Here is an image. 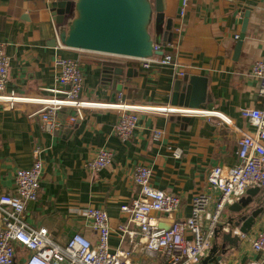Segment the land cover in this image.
Here are the masks:
<instances>
[{
    "label": "crops",
    "instance_id": "crops-1",
    "mask_svg": "<svg viewBox=\"0 0 264 264\" xmlns=\"http://www.w3.org/2000/svg\"><path fill=\"white\" fill-rule=\"evenodd\" d=\"M55 1L0 0V42L6 44L11 59L8 93L26 98H64L62 91L67 87L57 81L59 70L54 65L55 57L60 55L80 61L85 78L84 99L168 107L174 113H142L138 127L123 142L115 133L119 118L116 109H83L80 118L70 125L67 120L77 116V110L63 108L64 125L50 134L40 127L41 104L0 103V194L14 190L16 171L32 167L34 150L39 148L43 159L40 197L27 206L26 221L35 229L47 228L58 244L64 245L77 233L96 241L84 213L94 206L108 213L114 230L111 246L118 247L121 240L117 227L127 219L121 205L136 196L133 173L138 165L152 167L155 188L183 200L177 214L156 215L160 226L168 228L174 219L189 216L191 200L198 193L212 194L213 209L218 192L210 190L208 172L213 166H233L238 162L240 137L255 130L242 116V110L264 105L260 82L251 75L253 63L264 58V0H188L182 16V0H166L167 17L174 19L172 38L178 46L175 59L185 72L182 78L172 66L144 69L138 62L126 64L128 61L122 57L59 49L54 43L56 22L51 6ZM175 28H180L179 34ZM243 31L241 52L236 57L235 47ZM108 67L124 70L116 88L104 76ZM191 75L208 80V100L200 109H190L180 102ZM175 93L179 94L176 98ZM155 130H160L161 135L157 136ZM102 147L113 150L114 157L107 168L95 174L85 168V163ZM176 149L181 150L179 158L173 155ZM259 198L260 204L264 203V187L254 201ZM234 215L228 207L223 220L230 221ZM263 220L264 212L249 236L257 233ZM124 245H128L127 240ZM227 248L219 264H250L257 260L264 264V255L253 251L246 242ZM26 257L27 251L18 246V264H23ZM132 260L148 263L143 249L137 246Z\"/></svg>",
    "mask_w": 264,
    "mask_h": 264
},
{
    "label": "built area",
    "instance_id": "built-area-1",
    "mask_svg": "<svg viewBox=\"0 0 264 264\" xmlns=\"http://www.w3.org/2000/svg\"><path fill=\"white\" fill-rule=\"evenodd\" d=\"M182 3L181 16L185 13L188 0H182ZM174 32L179 34L180 28H175ZM238 37L237 35L236 39ZM57 47L64 48L58 42ZM154 48L162 49L164 54L151 59H125L140 63L144 69L156 65L172 66L179 77L185 76V72L180 70V65L175 59L174 52L178 49L175 39L172 38L165 46L155 45ZM10 64L6 44L0 42V103L9 106L21 102L41 104L42 109L38 115L40 127L45 133L54 134L64 125L61 118L63 108L77 110V116L71 115L67 120L70 125L80 118L83 109L118 110L119 118L115 124V133L123 142L129 140L138 127L142 113H174L168 107L132 105L121 100L108 104L84 99L82 95L85 78L80 61L60 55L55 57L54 65L59 70L57 81L67 87L62 91L64 98H26L14 92L8 93ZM251 75L259 80V93L264 97V58L253 63ZM242 116L251 122L255 130L244 132L240 137L238 162L235 165H217L210 168L207 176L210 190L218 192L214 208H211L212 194L198 193L191 200L189 216L174 219L168 228L160 226L156 215L177 214L183 208V200L177 194L155 188L152 167L138 165L133 173V181L137 186L136 196L121 205V211L127 219L117 227L121 242L116 248L111 246L114 230L108 213L94 206L88 207L84 213L96 233L95 242L77 233L61 245L54 242L47 228L35 229L27 223V206L39 199L41 191L42 150L36 148L33 166L18 169L14 176V190L0 194V264H18L16 259L18 246L27 251L23 264H140L132 260L136 246L143 249L147 264H199L212 249L220 228L223 232L232 231L240 237V241L249 244L253 251L264 255V220L253 236L242 233L239 228H233L229 221L223 220L227 208L241 200L248 189L264 187V105L262 108L243 109ZM161 133L160 130H155L157 136ZM173 155L179 158L181 150H173ZM113 157V150L102 147L85 163V168L97 174L112 163ZM126 240L128 245H124ZM250 264L262 262L257 260L251 261Z\"/></svg>",
    "mask_w": 264,
    "mask_h": 264
},
{
    "label": "water",
    "instance_id": "water-1",
    "mask_svg": "<svg viewBox=\"0 0 264 264\" xmlns=\"http://www.w3.org/2000/svg\"><path fill=\"white\" fill-rule=\"evenodd\" d=\"M56 22V38L64 48L108 54L122 58L151 59L162 56V49L172 39L174 19L167 17L166 0H56L52 4ZM241 33L235 47L238 57L244 39ZM124 74L123 68L108 67L105 78L116 88ZM185 96L180 102L190 109H200L208 100V80L191 75ZM179 94L175 93V98ZM260 187L248 189V196L229 206L236 215L229 223L248 234L257 218L264 212L261 198L254 197ZM217 240L199 264H219L228 253L227 246H238L240 237L231 232L218 231ZM220 240V241H219Z\"/></svg>",
    "mask_w": 264,
    "mask_h": 264
},
{
    "label": "trees",
    "instance_id": "trees-1",
    "mask_svg": "<svg viewBox=\"0 0 264 264\" xmlns=\"http://www.w3.org/2000/svg\"><path fill=\"white\" fill-rule=\"evenodd\" d=\"M124 60H126V61H128V63H126V64H133V62H135V61H133V60H129V59H125V58H123ZM110 65H112V66H117L118 67V65H120V64H118V63H111Z\"/></svg>",
    "mask_w": 264,
    "mask_h": 264
},
{
    "label": "bare ground",
    "instance_id": "bare-ground-1",
    "mask_svg": "<svg viewBox=\"0 0 264 264\" xmlns=\"http://www.w3.org/2000/svg\"><path fill=\"white\" fill-rule=\"evenodd\" d=\"M171 109V108H170ZM172 110V109H171ZM176 112H178L177 110H176ZM183 113H187V112H183Z\"/></svg>",
    "mask_w": 264,
    "mask_h": 264
}]
</instances>
